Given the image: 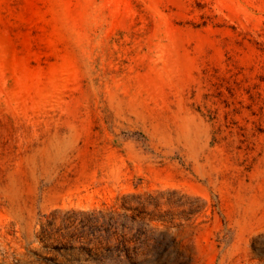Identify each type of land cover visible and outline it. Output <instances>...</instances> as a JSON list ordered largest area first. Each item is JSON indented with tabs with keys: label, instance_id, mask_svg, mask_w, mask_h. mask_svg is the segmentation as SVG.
<instances>
[{
	"label": "rangeland",
	"instance_id": "1",
	"mask_svg": "<svg viewBox=\"0 0 264 264\" xmlns=\"http://www.w3.org/2000/svg\"><path fill=\"white\" fill-rule=\"evenodd\" d=\"M0 264H264V0H0Z\"/></svg>",
	"mask_w": 264,
	"mask_h": 264
}]
</instances>
